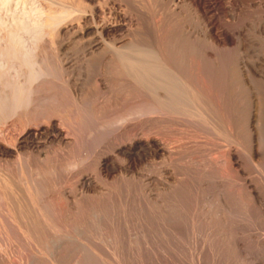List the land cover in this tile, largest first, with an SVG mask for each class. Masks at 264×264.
<instances>
[{"label": "bare ground", "instance_id": "obj_1", "mask_svg": "<svg viewBox=\"0 0 264 264\" xmlns=\"http://www.w3.org/2000/svg\"><path fill=\"white\" fill-rule=\"evenodd\" d=\"M133 1L134 0H0V161L2 160L5 163L3 166L2 163L0 167V198L3 199L6 203V206L10 208V211L8 213H12L11 209L17 210L20 206H22L20 211L21 213H19V211H16L15 213H19L18 216L23 215V219L25 215V218H30L29 222H31V224L28 222L29 224H27V226H30V228L32 227L31 231L34 229L36 231H39V229L46 227L43 226L44 223L46 224L47 221L45 220L48 217L46 218L47 214L43 209L44 207L46 208V204L48 205L52 201L46 203L47 196L42 195L43 193L42 191H40L42 189L38 190V188H40L39 186L43 185L42 183H44L41 182L40 178L42 177L39 176V173L32 176L30 172L33 169L31 168H33V165L39 167V164L37 165L36 162L41 163L42 161H44L43 163L45 167V162H47L48 165V159L49 163L50 161H52L50 160V153L52 154L54 153V151L50 152V145H58L61 148L60 153L61 150L68 152L71 149L72 151V147L75 146V143L80 138L77 136H80L81 133V131L78 130L80 132L78 135H76L78 132L76 131L77 133L75 134L74 131L77 126H72L69 121L68 125L66 121L62 120L63 123H66L67 127L69 126V129L70 126H76L74 127V129L72 128V131L74 130V133L71 132V129L69 130L70 133L74 135H69V132L68 134L66 133L64 128L65 123L64 125H60L57 120L58 118L56 117V115L58 114L56 112H58L57 110H59V104L58 107H55L56 105L54 106V104L56 103H54L53 105L51 103L50 105L48 104L50 101L52 102V97L51 99H49L50 97L46 95V90H50L47 88V85L51 84L52 81L54 82V78L55 81H57L56 78L58 77V81H61V84L66 87V90H69V92H71L73 96L71 97V99L73 98L72 101H74L72 103L75 104V106L73 107L77 108V111L79 110L80 112L82 110V106L84 105L82 103L83 100H81L82 96L80 95L81 88H78V84L81 81L77 83L75 77L79 76L80 78H82L81 74L85 73L87 77H83H85L86 79L89 77H94L93 79H95V84H97L98 87L101 88L100 92L102 91L103 96L99 92L100 96L111 99L116 97L115 100H118L121 95L130 93L133 94L132 97L135 95L137 97L136 99L141 98L140 101L138 100L140 103L137 104L138 106L143 104V106L139 108L137 106V109H134L135 107H131L133 108V110L129 108L130 110H125L127 111V113L123 111L122 115L116 116L117 114H119V112L116 110V107L121 97L119 98L118 102L115 101L116 104L113 105V103L111 102L113 106H110L111 103L108 102L110 100H108L107 102V98H105L104 100L105 103H109V105H106L107 107L105 106L106 108H108L109 106L110 109V107L116 106L114 107L115 113L113 112V109H111V112L109 113L110 110H107L102 106L105 103L102 104V101H100L101 103L98 101V97L96 96V94H99L96 91L98 90L96 87L95 91L92 90L96 94L93 93L94 96L91 95V97H95L93 100L97 99V102L101 104V106H99L96 101L89 99L90 95L89 98L86 99V101L89 99L94 102H90L91 104L98 105L97 109H101L102 107L101 110L104 112L106 109L105 114L107 113L110 115L113 113L112 116L118 117L113 118L114 120L116 119L115 121H113V123L111 122V119L107 120L112 124V127L110 126L108 127V129L110 128L111 133L113 134V136H115L110 152L102 153L103 150H99L97 145H95V150H93L92 147V150L95 151L94 153H92V156L93 154L98 155V157L93 156L94 158H97L96 160L91 156L95 160L91 163L96 162L95 171L97 172V175H108L115 169L121 170L122 173L123 171L127 172L132 167H134L135 164H138V162L141 164L140 160H142L144 157L146 158V156L155 158L161 156L165 158L166 163H164L165 165L161 167L160 173L169 174L174 168V175H177L175 177L174 184H172L174 181L170 182L171 184H169V181L171 180L167 179L168 182L166 179L164 180L165 184H169V186H166L167 188L171 187V185L173 186L172 190L170 189V191L168 188L169 192H174L177 187L180 191L183 192L184 195H187L188 192V195H190V193H194H192L190 190L195 191L194 189H191L190 183H194L193 185H195L198 189H202L203 191L204 186H206L208 189L210 184L212 186L213 182L215 188L217 187L218 189L219 183L217 186L215 182L222 180L221 182L224 181L226 183L227 180L229 181L228 183L231 186H237L243 193H245L246 198H248H245V200H249L248 202H246L248 203L247 207H249V209L245 207L246 204L244 206L242 201L238 204H243L242 206L247 208L250 213L252 211V213H255L254 215L257 216V218L252 217L253 221H251V224L249 225H253L252 222H255L257 219L258 222L260 220L264 224V57L255 53L253 55L251 54L254 51L251 47L252 42H250L252 41L251 38L253 37L251 35L257 34V37L254 36V38L259 39V43H261L262 45L261 48L264 49V0H147L148 3L151 4H148L150 6V9L151 6H153L152 8H154L152 9V14H149L150 17H148L149 23L148 26L146 25L148 27V32H146L147 34H145L144 32H140L141 34L143 33V35H147V39L144 38L145 36L143 35H141L143 36V38L139 36L140 33L138 32V29L140 27L136 30L135 28H133L134 26H132L133 23L131 21L133 17L129 14L130 10L132 11V8H134L133 12H136L138 8H143L141 5V7H139L138 0V3L136 2V6L133 7ZM150 9L148 10L150 11ZM107 10L109 11L108 15L106 12ZM141 11L142 10H140V12ZM141 14L138 15L137 19L140 18L139 16H142L143 18V15ZM134 15L137 16V12L136 14H133V16ZM186 17L187 19L189 17L195 19L194 21L196 22L192 23H194V25L197 23V26L202 31V37H198L200 33L196 34L198 38L190 37V34L187 33L189 31H186L187 28L184 30L183 25L186 24L184 23L183 25H181L183 27V31L179 29V31H182L179 33L183 36L179 35L178 33V35L182 38L178 37V41L175 39L173 40L174 42L171 40L169 41L173 43H169L168 40H165V34H167L165 32V29L169 28H166L167 26L165 24L167 22L165 18H167V20H175L171 22L178 23L180 21L183 22ZM137 19H135V22H137ZM145 19L146 18L144 15L143 20ZM190 19L188 20V23H190ZM141 20L138 21V26L142 24L143 21L141 22ZM168 24L170 23L168 22ZM138 26L136 25L135 27ZM146 26L140 29H144L146 31ZM177 27L175 26V28ZM172 29L173 28H171L170 30L172 31ZM122 31H126L127 36L125 38L123 37L121 39H118L117 36ZM250 31L252 32V34L250 33ZM122 36H124L123 32ZM167 36L169 37L170 35L167 34ZM67 38L72 39L70 40V42L79 41L78 44L83 42L81 43L83 44V49L82 45L80 47L76 46V48H79L78 50H80L82 53L84 51L85 56L82 57V62H80V64L78 63V65L76 64L78 61H75V63L71 61V65H73L74 63L72 68L78 65L77 69L80 75H77V71V76L73 75V73L70 74L69 71L68 74L67 70L66 72H64V66L68 64L70 66V63L68 61H65V58L67 56L64 55L67 49L69 50L68 46L70 45L69 42L67 43L65 41V39L67 40ZM174 38H176V36ZM179 38L180 41L184 38L181 43H186L185 40L187 41V43H189L192 40L190 42V45H193V49L195 48L194 51H192L193 53L191 52L192 47L188 52L187 47H185L183 43H180ZM188 40L190 41L188 42ZM254 42L256 41L254 40ZM73 45L75 46L74 43ZM209 46L211 48H209ZM76 48H74V50ZM207 48L209 50L211 49V52H209ZM227 49H231V51L233 50L232 53L234 54H231L232 56H230L231 52L229 51L228 53ZM224 50H226V52L228 53V59L227 54ZM224 52L225 54L223 55H226L225 57L222 56V53ZM63 55L65 56V58H63ZM242 55H246V58ZM82 58L79 57V59ZM69 68L67 69L70 70L71 68ZM63 73H66V75L64 76ZM84 81L86 82L87 80L84 79ZM89 82L91 84L93 83V80H90ZM87 84L84 85L88 86L89 84ZM51 85L55 86V84ZM81 87L83 89V86ZM56 88H58V86H56ZM87 90L85 91L89 94L90 90ZM48 93L50 94V91ZM82 93L84 92H81V94ZM124 98L125 97H123V99ZM134 99L135 97L133 99L130 98V103L127 104L130 105L132 103H136V101L132 102ZM47 100L50 101L47 102ZM122 100L120 101H125L126 103V100ZM121 102H119V104ZM87 105L90 107L89 103H87ZM122 105L126 104L121 103L120 106ZM52 106L58 109H55L54 107L52 108ZM89 107H87V111H90ZM95 107L92 106L94 110L96 109ZM119 107H117V109L123 110V108ZM61 112L62 111H60V114ZM83 112L86 113L85 111ZM83 112L81 111V114L79 113V115L84 116V114H82ZM107 114L105 116L106 118L111 117L107 116ZM101 115L103 116V114ZM97 118L98 117H96V119ZM63 119H65V116ZM96 119H93V121H91L92 124L94 122L97 123V121L100 120ZM15 122L16 124H18V132L13 136V138L11 137L13 139L12 143L6 142L5 140L1 139L5 136V134H10V127L12 126L9 127L8 124L12 123L13 129L16 127H14V125H16ZM99 123L97 124L99 125ZM77 125H81V123L79 122V124L77 123ZM91 125L88 127H91ZM93 126L95 125L93 124ZM102 127H104V124ZM93 128H96V126ZM98 128L100 130V127ZM98 128L96 129V131L98 130ZM81 130H83V128ZM90 130L92 131V129ZM89 136L91 137L92 135ZM76 137L78 138L77 141ZM95 139L96 138L93 139L94 142ZM80 142L76 143V147L82 144V141ZM90 144L93 145L94 143ZM59 147H57V151H59ZM80 147L81 146H79V148ZM86 147H88V144ZM83 150H85V148ZM71 151H69V153ZM58 154H56V157L54 158L58 159ZM61 155H63L62 157L64 158L65 154ZM62 157L61 160L63 159ZM116 159H120V161L123 162V165H120V163L117 165ZM12 160L13 162H15L16 160V165L10 163ZM55 161L57 160L55 159ZM69 161L70 162L68 163L70 164L68 168H71V171L73 172H75L74 170L80 169V167H82L81 163L83 162L80 163V160H73V162H71V158ZM65 163L66 162H64L63 165ZM88 163H90V161ZM10 164H13V167L16 166L14 168L19 169L21 175L17 176L18 174L16 175L15 173H13V170L15 169H11L13 167H10ZM57 164L61 166L62 162L61 164H53L56 169L59 167ZM219 164L221 166L220 168H222V173L219 172ZM41 166L40 167L43 169V165ZM170 167H172V169L169 171ZM30 169L31 171L29 172ZM63 169H65V167ZM43 176L45 175L43 174ZM94 178H91L90 176L84 174V172H80L75 184L78 187L89 189L92 185H94ZM49 180H47L46 182L48 183ZM228 183L226 184L229 185ZM17 184L19 186L22 185L21 188L23 190L25 189V197L21 195V192L19 193ZM220 185L223 186V184ZM211 186L210 188L213 187ZM166 187L164 188L166 189ZM206 187H204V190L206 189ZM197 188L195 191L196 193H198ZM229 188L225 190V192L229 191V195L227 194L228 196L232 195L231 193H234L233 191L236 189L232 187L234 190L231 191ZM207 189L206 191H208ZM179 190L176 189V191ZM223 190L224 189L220 191ZM237 190H235L234 194H236ZM240 190H238L237 193H242ZM198 191L201 192V194L203 193L201 190ZM213 192H215V189L213 190ZM34 193H36V195L37 193H40L41 196L40 194L35 196ZM243 193L242 196L244 195ZM212 194L214 195V193H212L211 191L210 196H212ZM65 196H67V194ZM196 196L198 195L196 194ZM240 196L241 194L239 195V198ZM183 197L185 198V196ZM225 197H227L226 194ZM237 197L238 196L236 194V197L234 196L235 199L233 197L232 199L230 197L226 199L230 198L229 201L232 202V200H234L233 202H236ZM239 198H237V200H239ZM27 200L30 201L33 207L26 202ZM50 200L52 199H49V201ZM222 200V202H224L223 205L225 204L226 206H228L226 208L227 212L229 210L228 208H230L231 210L232 208L228 204L229 201H225L224 198ZM245 200H243V202H245ZM1 203L3 204L2 200ZM25 203L27 204L24 205ZM219 204L222 205V203ZM236 204L232 203L231 205L233 207V205ZM15 205L19 207L16 208ZM28 205L32 208L35 207L38 213L35 211V208L33 211H30L31 209L28 208ZM25 207L28 209H26ZM204 207L206 206L204 205ZM204 207H202V209ZM239 207L241 209V206ZM216 209L218 210V208ZM240 209L237 214H241V211H247V209ZM23 210H26L25 212H27L26 214L24 213L25 215L23 214ZM233 210L235 211L236 208ZM204 211L202 210L201 212ZM33 212L37 215L40 214V217L42 218L44 217L43 219L39 218L41 219L40 224L43 223L41 225L42 228H39L40 226H38L39 222L37 221H40L38 219L39 216L36 215L33 217V215H31V213ZM47 212L51 213V211ZM232 212H228V215L231 213L232 215H230L229 217L233 220L234 218H236V215L234 214L235 212ZM247 213L248 211L246 212L245 216L247 215ZM201 214L203 217V213ZM213 214H211L210 212V218H213V216H211ZM233 214L235 216H233ZM240 214L236 218V220L239 218L240 223L241 219L246 221V219ZM207 216H204V219L207 220ZM22 217L20 219H22ZM249 217L251 218L250 215ZM198 218L200 219V217ZM24 220L26 221V219ZM42 220H44L45 222H43ZM55 220L56 219H54V221ZM206 220L205 222H207L209 219L207 221ZM8 222L9 221H7V223ZM258 222L256 221L255 225L261 223ZM215 223L217 222L215 221ZM261 224L259 226H261ZM207 225L208 224H204L202 226L208 228L205 230H208L209 233V229L212 225H208L209 227H207ZM245 225L247 224H244V226ZM28 227L25 229H28ZM212 228L215 227L212 226ZM34 231H32V233H34ZM36 231L34 233L35 235ZM26 232L29 233V230ZM7 233L9 234V232ZM25 236L28 237V235ZM36 236L39 235L37 234ZM6 238L7 236L5 237V239ZM11 240L12 239L10 238V243H13L14 240L13 242H11ZM31 240L34 241L33 239ZM48 246L49 245H47V247ZM35 247L38 248L37 246ZM94 261L97 260L94 259Z\"/></svg>", "mask_w": 264, "mask_h": 264}, {"label": "rangeland", "instance_id": "obj_2", "mask_svg": "<svg viewBox=\"0 0 264 264\" xmlns=\"http://www.w3.org/2000/svg\"><path fill=\"white\" fill-rule=\"evenodd\" d=\"M42 1H45V0H42ZM138 1H139V3H138ZM138 1L137 0L133 1V4H134L133 7L136 6V2H137L139 4V7L142 6L143 8L139 9L138 5H137V8L139 9V10L137 8H136L137 10L135 9L137 12V16L136 15L133 16V14H136L135 11L133 12L134 8H132V11L130 10V12H129V14L132 15V17H133V18L131 17L132 18L131 22L133 23L132 26H134L133 28H135L136 30L139 27L142 29V28H144V26H146V25L148 26V23H149L148 17H150L149 14H152V9H154V8H152L153 6H151V9H150V6L148 5L150 3H148L147 0H141L142 3L140 0H138ZM148 9H150V11ZM140 10H142V11L140 12ZM145 11H146V13H145ZM106 12L108 15L109 11L107 10ZM143 12H144V14H143ZM140 14L143 15V18L145 15L146 19L143 20L142 16H139L140 17L139 19L140 20L142 19L141 22L143 21L144 23L142 22V24H140L141 26L140 25L138 26V21H140V20L137 19V17ZM190 18L191 17H189L187 19V17H186V19H184L183 22L182 21L178 22L180 24H178L177 22H171V21H175V20H170V19L167 20V18H165L166 22H167V23L165 22L166 23L165 25L167 26V27L166 26L165 27L166 28L169 27L168 29H165V32L168 35H170L168 37L167 34H165V36H166L165 40H168V42H169L170 40L171 41H173L175 39L177 40L178 37L183 36L179 32L183 31L182 30L183 27L181 25H183L184 23H186L183 25L184 30L186 28L187 29L189 28L188 30L186 29V31H189L187 33L190 34V37H193V38L194 37L195 38L202 37V35H201L202 31L197 26V23L195 25H194V23H192V22H196V21H194L195 19H192V18L190 19ZM135 19H137V22H135L136 21ZM189 19H190V23H188ZM145 21H146V23H145ZM141 22H139V23H141ZM168 22L171 25L168 24ZM172 23H173V25H172ZM136 25L138 27H135ZM174 25L176 27L179 25L178 26L179 28L178 27L175 28ZM185 25L186 26L191 25L192 27L191 26L186 27ZM147 26L145 27L146 31L144 29L141 30L139 28L138 32L139 33L144 32L145 34H147L146 33V32H148ZM170 27L173 28L172 31L170 30L171 29ZM174 29H176V30H174ZM179 29L182 31H179ZM190 30H191V33H190ZM122 32H123L124 36H122ZM122 32L120 34H118V36H117L118 39L119 38L121 39L123 37L125 38L127 36L126 31L125 32L122 31ZM139 33H136V34H139ZM178 33L181 36H179ZM192 33H194V34H192ZM198 33H200V34L197 37L196 34H198ZM250 33L252 34L251 31H250ZM171 34H172V36H171ZM141 35H143V33L139 34V36L142 38H143V36H145L144 38H146V36H147V35H143V36H141ZM175 36H176V38H174ZM251 36H253L251 38L252 41H250V42H252V44L251 43H249V44H251V47L254 51L251 54L253 55L255 53V54H259V55L264 57V49L261 48L262 45H261V43H259L260 42L259 39L254 38V36L257 37V34H255V35L253 34ZM171 37H173V38H171ZM68 39L69 38H67V40L65 39V41L67 43L69 42V44H70V45L68 44L69 50L67 49L66 53L64 54L67 57L65 58V56L63 55V58H65V61H68L70 63L71 67L69 66V64L64 66L65 67L64 72H66V70H67V72L69 71L70 74L73 73V75L77 76L78 74L80 75V73L77 69L78 65L80 64V62H82V60H83L82 57H84L85 55H84V51L82 53L80 50H78L79 48H76V46L80 47L82 45V49H83V44H81L83 42L78 44L79 41L78 42L77 41H71L70 42V40H72V39H69V40ZM253 39L256 42H254ZM183 40H184V38H183ZM183 40L181 39V41H183ZM190 40H188V42ZM179 41H180V38H179ZM181 41H180V43H181ZM75 42H77V43H75ZM173 42H169V43H173ZM185 42L187 43L186 40H185ZM190 42L187 44L182 42L185 45V47H187L188 52L191 50V47H192L191 52L194 51V49H195V48L193 49V45L192 46L190 45L191 44ZM73 43L75 44V46L73 45ZM71 45H73V46H71ZM187 45H189V46H187ZM259 45H261V46H259ZM71 47L76 48L75 49L76 51L74 50V48L72 49ZM188 47H190V48H188ZM209 48H211V47L209 46ZM71 49H72V51H71ZM227 50H228V53H229V51L231 52L230 56H232L231 54H234V53H232L233 50L232 51H231V49H227ZM221 51H223V50H221ZM224 51L226 52V50H224ZM209 52H211V49L209 50ZM225 52L222 53L223 57L226 56V55H223V54H225ZM228 53L226 52L227 59H228ZM230 56H229V59H230ZM245 56L246 55H244L243 57H245ZM79 57L82 59H79ZM233 57H234V55H233ZM245 58H243V59H245ZM71 61H73L74 63H75V61L76 62L78 61L76 64H78V63L79 64L76 67L74 66L72 68L74 63H73V65H71V63H72ZM67 68H69L70 70H68ZM77 71H78V73L76 75ZM69 72H68V74H69ZM65 75H66V73L64 74V76ZM83 76L87 77L85 75V73H83V74H81V77L83 79L80 78L79 76L75 77L76 79L75 78L74 79L77 81V83H79V81H81L78 84V88L79 87L81 88V89L79 88L80 89V95L83 97V98L81 97V100H83V101L85 100L84 102L82 101V103L84 105L83 106L81 105L82 106L81 111L86 112V113H84V112L82 113V114H84V116L79 115V113L81 111L79 112V110L77 111V108L73 107V106H75V104L72 103V102H74V101H72L73 98L71 99V97H73V96H72L71 92H69V90H66V87H64V85L61 84L62 82L58 81V77L56 78L57 81H55V78H54V82L53 81L51 82V84H53V85L55 84V86H52L51 84L47 85V88L50 89L49 90L50 94L48 93L49 91L46 90V95L50 97V98L48 97L49 99H51V97H52V102H53L52 103L50 100H47V102L50 101L48 104L50 105V103H51L53 105L54 103H56V104H54V106L56 105L55 107H58V104H59V110H57L58 112H56V113H58L56 115V117L58 118L57 119L58 122L60 123V125L61 124L64 125L65 122L63 123L62 122V120H63V121H66V123H68V121H69V123L72 124V126L76 125L77 127L74 126V127H76L75 131L73 130L75 132V134L78 132L76 134V135H78L79 132L81 131L80 136L79 135L77 136L80 138L78 139L76 137V141L78 139L77 142L82 141V144H80L81 143L80 142V143H78L80 145L77 144L78 146L76 147L77 142L75 141L76 143H75V146L73 145L74 147H72V151H71V149L69 150V151H71L70 153H69V151L65 152L63 150H61V153H60L61 148L58 145H56V144H53L54 146L50 145V149H49L50 152L54 151V153H52L53 155L50 153L51 157L54 158V157H56V154L59 153L57 155L58 159L54 158V160H53V158H51L49 156L50 160H52V161H50V163H49V159H48V165H47V162H45V164L47 166L45 165V167H44V163H43L44 161H42L41 163L36 162L37 165L39 164V167L36 165H33V168H31L33 170L32 171H31V169L29 170V172L31 171L30 174L32 176L37 175L39 173V176L42 177L40 179H41V182H44V183H42L43 185L39 186L40 188H38V190L42 189V190H40L43 193L42 195L47 196L46 197L47 198L46 203L52 201L50 204H48V205L46 204V208L44 207V209H43L44 212L47 214L46 218L48 217L45 220V221H47L46 224L44 223V226H43V227L46 226L45 228L41 227V225L43 223L40 224L41 219H39V218H42V217H40V214L37 215L34 213L35 211L37 212V209L35 207H34L35 211L33 212L34 214L31 213V215H33V217L36 215L39 216L38 219L40 221H37V222H39V225H38V226H40L39 228H42V229L38 228L39 229V231L37 230L38 233L34 229L36 231V235L38 234L39 236H36L34 234L35 233L34 230H32V231H34V233H32V231H31L32 227L30 228V226L29 227L27 226V224H29V223L31 224V222H29L30 218H28V219L25 218V216H26L25 214L27 213V212H25L26 210L25 211L23 210L24 211L23 214L25 213L24 219H26V221L28 220L27 222L23 219V217H22L23 215L18 216V214L21 213L20 211H21L22 206L19 207V206L15 205V207L16 208L19 207V209H17V210L14 209L15 211L13 209H11L12 213L11 212L8 213L10 211V208L8 206H6L5 201L0 198V227H1L0 228V235H1L0 236V238H1L0 242H2V243H0V264H11V263L12 264H34V263L35 264L36 263L37 264H71V263L72 264H96L97 262H99L97 264H110V263L111 264H264V254H263L264 253V232H263L264 231V224L260 220H259V222H261L263 225L258 222V219L257 220L254 219L259 224L257 223L258 225H255L256 224L255 223L256 221H255V222H252L253 225H249V224H251V221H253V218H257V216L254 215L255 213H252V211H251V213H252L251 214L250 211L248 210L249 207H247L248 203H246V202H248L249 200L248 201L245 200V198H246L245 193H243L237 186H231L228 183L229 181L226 180V183H228L229 185H227L224 181H223L224 183L221 182L222 180L215 182V184H217V186L219 183L218 189H217V187L215 188V185H213L214 182L212 183L213 187L210 184V186L212 188H210V186H209V188L207 189V187L204 186V187H206V189L208 191H206V189L204 190V187H203V191H202V189H198L195 185H193L194 183H190L191 189H194L196 191V188H197V192H198V193H196L195 191L190 190L192 193L194 192L193 194L190 193V195H188L189 192L187 193V195L186 194L184 195L183 192L180 191L177 187H176V189L179 191H176V189L173 188V189H175V191L173 190L174 192H172V191L169 192L170 189L172 190L173 186L171 185V187H168L169 191H168V188L166 186H169V184H171L170 182H173V181L174 182L172 184H174L175 183V177L177 175H174V168L172 169V167H170V169L168 168L169 171L172 169L171 173H169V174L160 173L161 167L165 165L164 163H166L165 158H163L161 156H158L157 158L146 156V158L144 157L142 159L145 161L140 160L141 164L138 162V164H135L134 167H132L127 172L123 171V173H122L121 170L115 169L110 174H108L110 176L105 175V174L97 175V172L95 171L96 162L91 163L97 159L94 157H96V156L98 157V155H96V154H93L94 157L92 156V153L95 152V151H93V150H95L94 149L96 147L95 145L98 146L99 150H103V152L101 151L102 153H109L110 149L113 146V144H112L114 142L113 139L115 138V136H113V134L111 133V129L110 128L108 129V127H110V126L112 127V124L110 123V121H107V120L111 119V122L113 123V121L116 120V119L114 120L113 118H118L116 116L122 115L123 111L125 113H127V111L130 110L129 108H131V107H133V108L135 107L134 109H137L136 108L138 106L137 104L139 103L141 98L136 99L137 97L135 95L132 97L133 94L126 93L127 95L125 94V95H121L120 96L121 98L119 97L120 100H122L123 97H125L123 100H126V103L123 100H122L123 102H121L119 100V98L117 97L119 102L128 105L127 103H130L129 99L130 98L133 99L135 97L136 100L134 99L132 101V102L136 101V103H134L135 106L133 103L128 105L129 107L126 105L120 106L121 103L119 104L118 100H115L116 97L112 98L113 101L111 98L102 97L103 96L102 91L100 92L101 88L98 87L97 84H95V79H93L94 78L93 76H92L93 78L89 77L87 79ZM84 79L87 80L86 82L89 85L84 81ZM90 80H93V83L90 84V82H89ZM82 83H84L85 85L87 84L89 87L85 86ZM57 84H59V85L61 84V85L59 86ZM56 86H58L59 89L56 88ZM81 86H83V89ZM95 87L98 90H96ZM86 88L87 89L89 88L88 90H90L91 88H94V89H91L89 94H88V92L85 91V90H87ZM51 89L54 91V93ZM61 89H62V91H61ZM56 90H58V91H56ZM92 90H94V91L96 90L98 94L100 92V94L102 96H100V94L97 95ZM58 92L61 94H59ZM81 92L87 93L88 95L84 94V93L81 94ZM93 93L96 94L99 102L102 101V104L105 103L104 100H105V98H107L106 102L108 100H110L108 102H110V103L112 102L114 105V104H116L115 101H117L118 102L117 107L120 106L121 108H123V110L121 109L122 110L121 111V110L117 109L116 106H114V107H116V110L119 112V114H117V115L114 114L116 116H112L113 113L110 115L106 113L107 116H111L109 118L108 117L106 118L105 117L106 116V114H105L106 109L110 110L109 111V113H110L111 109H113V112H114L115 108L110 107V109H109V106H108V108H106L107 107L106 105H109V103H105L104 105H102L103 107L106 106L105 112L101 110L102 107H101V109L100 108L97 109V106L98 105L101 106V104H99L97 102V99L93 100L95 98V97L94 98L91 97V95L94 96ZM70 94H71V96H70ZM89 95H90V98H89ZM69 96H70V98H69ZM129 96H130V98H129ZM60 97L61 98L63 97V98L61 99ZM53 98H54V100H53ZM87 98L92 99L93 101H96L98 105L91 104L90 102L94 103L92 100L88 99L89 101L88 100L86 101ZM57 102H59V103H57ZM61 102H62V104H61ZM87 103L90 104V107L87 105ZM112 103L110 104V106H113ZM141 104H142V102H141ZM91 105L93 107H95V105H96V107H95L96 109L94 110V108H92ZM54 106H52V108ZM141 106H143V104L138 106V108ZM49 107H51V106H49ZM87 107H89L90 111H92V109H93L94 112L93 111L92 112L87 111ZM126 108H128V109H126ZM133 108H131V109L133 110ZM55 109H58V108H55ZM64 109H65V111H64ZM100 110H101V112H100ZM103 110H104V108H103ZM125 110H127V111H125ZM60 111H62L61 114H60ZM101 114H103V116ZM62 115H63V117H62ZM64 116H65V119L67 116L66 120L63 119ZM96 117H98V118L96 119ZM77 118H79V119H77ZM93 119H96V120L100 119L97 121V123L100 122L99 123L100 126L94 122L93 124L96 126V128H93V127H95V126H93V124L91 122V121H93ZM104 119H105V121H104ZM79 122L81 123V125H77V123L79 124ZM106 122L108 123V125ZM66 123L64 125L66 133L68 134V132H69V135H74V134H71L69 131L71 129V132L74 133L72 131V128L74 129V127L70 126V129H69V126L67 127ZM69 123H68V125H69ZM11 124L12 123L8 124L9 127L10 126L13 127V124L12 125ZM15 124H16V122H15ZM103 124H104V127H106L107 129L102 127ZM90 125H91V127H88ZM17 126H18V124L14 125L15 128H13V129H12V127H10V129H11L9 132L10 134H5L4 137H3V135H4L3 134L2 135L3 138H1V139L5 140L6 142L12 143L13 136L15 134H17V132H18ZM65 126L67 127L68 130L66 129ZM80 126H82V127H80ZM83 126H85V127H83ZM98 127H100L101 131L99 130ZM101 127H102V129H101ZM82 128H83V130H81ZM97 128H98V130L96 131ZM90 129H92L93 132ZM105 129H106V131H105ZM78 130H80V131H78ZM82 131L85 133H83ZM87 131H88V133H87ZM89 131H90V133H89ZM94 131H95V133H94ZM101 132H103V133H101ZM89 135H92L91 136L92 138ZM94 138H96L95 139L96 143L93 141ZM109 138H111V139H109ZM101 141H102V143H101ZM107 142H109V143H107ZM90 143H94V144L92 145ZM87 144H88V147H86ZM79 146H81L82 148L81 147L79 148ZM57 147H59V151H57L58 150ZM92 147H93V150H92ZM51 148H53V149H51ZM84 148H85V150H83ZM72 153H74L75 155ZM54 154H55V156H54ZM61 154H65V156H67V157L64 156V158H63L62 157L63 155H61ZM61 157L63 158L62 160H61ZM78 157H79V159H78ZM71 158H72L71 162H73V160H75V161L80 160L79 161L80 163L83 162V163H81L82 167H80V169L82 168L81 171H80V169H77V170H74L75 172H73V171H71V168H68V166L70 164L68 162H70L69 160ZM55 159L57 161H55ZM87 159L90 161V163H88L89 161ZM90 159H93V160H90ZM13 160L10 163H13L14 165H16V160H15V162H13ZM52 162H54V163H52ZM61 162H62V165L64 162H66L67 164L65 163L64 164L65 166L61 165L62 167L57 164L60 167V169H59V167L56 169V167L54 165L56 163L61 164ZM116 162H117V165L119 163H120V165H123L122 164L123 162L120 161V159H118V160L116 159ZM1 164L3 166L5 163L1 160L0 161V167H1ZM13 164H10V167ZM40 164L43 165V169L41 168L42 166ZM84 165H86V166H84ZM14 167H16V166H14ZM14 167L11 168V169H15V170H13V173H15L16 175L18 174L17 176L21 175L20 170L17 168H14ZM64 167H65V169H63ZM220 167L221 166L219 164V172L222 171L221 170L222 168H220ZM37 168H39V169H37ZM35 169H37V170H35ZM16 171H17V173H16ZM41 171H42V174H41ZM66 171H67V173H66ZM48 172H50V173H48ZM80 172H84V174L90 176L91 178H94L96 176L94 178L95 179V182L93 183L94 185H92L89 189H84V188L78 187L75 184L78 177H79ZM43 174L45 176H43ZM47 177H49L50 180ZM170 177H173V178H170ZM165 179L171 180V181H169V184H165V181H164ZM47 180H49L48 183L46 182ZM168 180H167V182H168ZM220 184H223V186ZM69 185H71V186H69ZM224 185H227V186H224ZM163 186L166 187L167 190ZM228 186L229 187L231 186V187L229 188ZM21 187H22V185H20V186L18 185L17 189L19 190V193L21 192V195H23L25 197V194H26L25 189L23 190ZM220 187H221V189H220ZM226 187H228L231 191L234 190L235 188H236L235 190H237V189L240 190L244 195L242 196V193H240L241 194L240 198L242 197L240 200V198H239L240 194L237 193V191H238L237 190L236 194H237V196H238L237 198H239V200H237V198H236V202L238 204V203H241V201H242L244 206L246 204L245 207H247L248 209L245 208L244 206H242L243 204L237 205L236 202H233L234 200H232V202L229 201L230 198L232 199V197L233 198H234V196L236 197V194H234L235 193V190H234L233 191L234 193H231L232 195L228 196L229 191L225 192V190L228 189ZM213 188L215 189V192H217V193L213 192V190H214ZM15 189H16V187H15ZM222 189H224V190L220 191ZM198 190H201L204 194L203 193L201 194V192H199ZM211 191H212V193H214V195L212 194V196H210ZM175 192H177V193H175ZM178 192H180V193H178ZM195 193L198 196H196ZM206 193H209V194H206ZM39 194L40 193H37V195H39ZM66 194H67V196H65ZM194 194H195V196H194ZM225 194L227 197H225ZM34 195L37 196L36 193H34ZM206 195H209V196H206ZM40 196H41V194H40ZM183 196H185V198ZM201 196H203V197H201ZM218 196H222V197H218ZM197 197H199V198H197ZM228 197H230V198L226 199ZM48 198L52 199V200L49 201ZM221 198L222 199L224 198L225 201L226 200L229 201L228 204L230 205V207L232 209L230 210V208H228L229 209L228 212H230V211L235 212L234 214L236 216L234 214H233V216H235L236 218L240 214V213L237 214L239 212V209H240L239 206H241L240 210H246L247 209L248 213L246 216H245V214L247 211L246 212L241 211V214H240L246 219L247 223L245 220L241 219V223L243 221V223L241 224L239 221V218L237 220H236V218H234L232 220L229 217L232 214L230 213L228 215V212L226 209L228 206H226L225 204L223 205L224 202H222L223 200ZM181 199H183V200H181ZM246 199H248V198H246ZM1 200H2L3 204L1 203ZM243 200H245V202H243ZM194 201H197V202H194ZM26 202L29 205H31L30 201L27 200ZM199 202L201 203V205ZM27 203H25L24 205H26ZM194 203H195V205H194ZM219 203H222V205H220ZM230 203L231 204L234 203L237 206L233 205V207H232V205ZM4 204H5V206H4ZM24 205H23V207H24ZM29 205H28V208L31 209L30 211H33L34 210V208H32L33 205H31L32 207L31 206L29 207ZM193 205L195 206V208ZM204 205L206 207H204ZM3 206L6 208H4ZM208 206H210V207H208ZM223 206L224 207L226 206V207L224 208ZM47 207L48 208L52 207V208L48 209ZM202 207L205 208V211H204V208L202 209ZM242 207H244V208H242ZM28 208H26V209H28ZM216 208H218V210ZM235 208H236V210L234 211L233 209H235ZM46 209H48V210H46ZM43 210H42V212H43ZM202 210L204 212H201ZM16 211L17 212L19 211V213H15ZM47 211H51L52 214L48 213ZM208 211H209V213H208ZM210 212H211V214L214 213L213 215H211V216H213V218L212 217L210 218ZM13 213H15V214H13ZM53 213L56 214L57 216L54 215ZM201 213H203L204 216L208 215L207 217L209 220L207 219L208 220L207 221L206 219H204V216L202 217ZM248 214L251 216V218L249 217ZM51 215H53V216H51ZM59 216L61 217V219ZM242 216H240V217H242ZM21 217H22V219H20ZM28 217H29V215H28ZM198 217H200V219ZM15 219H17V220H15ZM54 219H56V220L54 221ZM219 219H220V221H219ZM23 220L26 222V226H25V222ZM48 220H50V221H48ZM205 220L207 222H205ZM7 221H9V222L7 223ZM42 221L45 222L44 220H42ZM213 221H214V223H213ZM215 221L217 223H215ZM11 223H12V225H11ZM23 224H24V226H23ZM204 224L205 225L208 224L209 226L212 225L215 228H212V226H211L212 229L210 228L211 230L209 229V233H208V230H205L208 228L202 226ZM244 224H247L248 226L247 225L244 226ZM260 224H261V226H259ZM15 225H16V227H15ZM195 225H196V227H195ZM208 225H207V227H209ZM237 226H239V227H237ZM5 227H6V229H5ZM27 227H28V229H25ZM50 227H54V228H50ZM245 227H248V228H245ZM58 229H59V231H58ZM63 229H64V231H63ZM219 229H220V231H219ZM225 229H227L228 231ZM4 230H5V232H4ZM28 230H29V233L31 232L32 234L31 233L29 234L28 232H26ZM261 230H262V232H261ZM210 231H212V232H210ZM218 231H219V233H218ZM7 232H9V234ZM44 234L46 237L44 236ZM25 235H28L29 240H28V237ZM32 235H35V236H32ZM213 235H215V236H213ZM4 236L5 237L7 236V238L5 239ZM50 236H51V238H50ZM10 238L12 239L11 242H13V240H14L15 243L14 242L10 243ZM47 238L49 239V241ZM31 239H33L34 241H32ZM4 245H7V246H4ZM47 245H49V246L47 247ZM31 246H34V247H31ZM35 246H37L38 248H36ZM50 249H51V251H50ZM92 249L93 250L95 249V250L93 251ZM21 250H23V251H21ZM17 251H19V252H17ZM218 251L219 252L221 251V252L219 253ZM20 252H22V253H20ZM91 253L94 255H92ZM214 255H216V256H214ZM95 256H96V258H95ZM93 257L97 261H94ZM45 259H46V261H45ZM99 259H101V260H99Z\"/></svg>", "mask_w": 264, "mask_h": 264}]
</instances>
